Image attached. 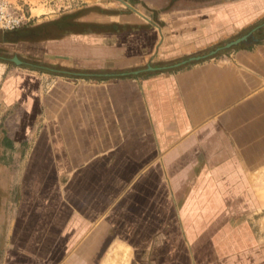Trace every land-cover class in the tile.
Returning <instances> with one entry per match:
<instances>
[{"label":"crops","instance_id":"1","mask_svg":"<svg viewBox=\"0 0 264 264\" xmlns=\"http://www.w3.org/2000/svg\"><path fill=\"white\" fill-rule=\"evenodd\" d=\"M66 1L0 28V264H240L208 242L262 201V0Z\"/></svg>","mask_w":264,"mask_h":264},{"label":"rangeland","instance_id":"2","mask_svg":"<svg viewBox=\"0 0 264 264\" xmlns=\"http://www.w3.org/2000/svg\"><path fill=\"white\" fill-rule=\"evenodd\" d=\"M5 1L22 7L23 10L31 16L30 20L33 19V16L39 14L59 13L67 6L66 0ZM47 3L53 6L47 7ZM260 5L261 10L257 8L256 13L264 12V0L260 1ZM255 6L257 7V4H255ZM261 20H264V16ZM257 22L259 21L255 23ZM255 23L249 24L246 29L250 28V26ZM240 33H242V31ZM251 179L253 180L254 178L251 177ZM255 182L257 184L255 185V190L259 198H261V202H257L256 193L240 194L239 197L242 198V200H246L245 203L247 204L254 198L256 204L259 206L252 201L253 206H256L255 208L241 207L239 209L230 210L228 212L230 215L226 216V219L224 217L226 221L229 220L228 223L211 226L213 227L211 232L215 233H211L213 237L212 241L208 242V251L231 252L233 250L242 251L245 249V251L248 250V252L242 253L243 256H241L240 259L242 262L240 261V264H264V172L261 177L256 178ZM234 264L238 263L236 262Z\"/></svg>","mask_w":264,"mask_h":264},{"label":"built area","instance_id":"3","mask_svg":"<svg viewBox=\"0 0 264 264\" xmlns=\"http://www.w3.org/2000/svg\"><path fill=\"white\" fill-rule=\"evenodd\" d=\"M31 16L22 7L0 0V28L12 30L29 22Z\"/></svg>","mask_w":264,"mask_h":264},{"label":"water","instance_id":"4","mask_svg":"<svg viewBox=\"0 0 264 264\" xmlns=\"http://www.w3.org/2000/svg\"><path fill=\"white\" fill-rule=\"evenodd\" d=\"M251 33H248L246 35H243L235 40H232L230 42H228L223 48H229L231 47L232 45H235L237 44L238 42H240L241 40H247L249 37H250Z\"/></svg>","mask_w":264,"mask_h":264},{"label":"trees","instance_id":"5","mask_svg":"<svg viewBox=\"0 0 264 264\" xmlns=\"http://www.w3.org/2000/svg\"><path fill=\"white\" fill-rule=\"evenodd\" d=\"M220 261V260H219ZM219 261H217L216 263H218ZM221 262V261H220Z\"/></svg>","mask_w":264,"mask_h":264}]
</instances>
